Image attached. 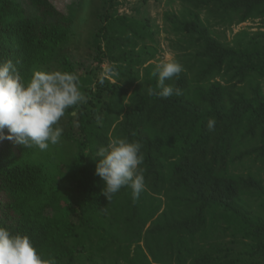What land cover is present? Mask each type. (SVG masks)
Segmentation results:
<instances>
[{
	"label": "trees",
	"instance_id": "16d2710c",
	"mask_svg": "<svg viewBox=\"0 0 264 264\" xmlns=\"http://www.w3.org/2000/svg\"><path fill=\"white\" fill-rule=\"evenodd\" d=\"M82 1L66 14L54 0H0V61L11 59L24 83L49 71L66 58ZM109 1L96 14V62H110L115 83L80 89L85 102L66 122L79 136L68 131L46 151L0 139V226L27 234L54 264H264V182L232 170L247 157L264 163V28L241 30L233 43L211 31L263 22L264 0H180L185 9L164 14L183 66L167 81L182 95L166 99L147 92L157 83L156 66H146L157 56L152 24ZM115 137L142 145L136 201L128 187L109 201L95 173L97 148ZM246 141L252 149L234 155ZM227 236L247 249L216 243Z\"/></svg>",
	"mask_w": 264,
	"mask_h": 264
},
{
	"label": "clouds",
	"instance_id": "9594fccd",
	"mask_svg": "<svg viewBox=\"0 0 264 264\" xmlns=\"http://www.w3.org/2000/svg\"><path fill=\"white\" fill-rule=\"evenodd\" d=\"M183 66L175 60L157 64L155 88L150 96L169 98L182 95L179 87L167 81L178 78ZM102 82V81H101ZM76 74L61 71H35L27 83L11 59L0 61V139H8L27 149L48 150L61 142L63 127L59 125L66 110L85 102ZM216 121L209 119L207 127L214 131ZM7 129V135L4 130ZM142 145L127 137L110 138L96 150L95 173L105 182L103 194L109 201L122 188L132 190V199H139L145 187ZM0 264H54L45 259L24 233H13L0 226Z\"/></svg>",
	"mask_w": 264,
	"mask_h": 264
},
{
	"label": "rangeland",
	"instance_id": "374dc122",
	"mask_svg": "<svg viewBox=\"0 0 264 264\" xmlns=\"http://www.w3.org/2000/svg\"><path fill=\"white\" fill-rule=\"evenodd\" d=\"M71 1L72 0H54V3L60 11H66L65 13L69 14L70 12L68 11H70V9H68V6H71ZM103 1L104 0H85L84 7H81L82 5L79 3H76L75 6L72 7L74 8L72 11L74 13L73 18L76 19V26L72 31L69 44L66 45V53L62 55L66 58L59 59V61H53L50 65L49 71H66L67 68H74L71 73H74L78 76L79 88L81 90H85L87 88H96L98 81L101 82L102 80L115 83V77L109 69L111 65L110 62L105 60L100 65L98 62H96L98 44L96 42L95 36L97 29L100 26L98 21L99 19L98 17L96 18V14L98 15L100 11L105 12L107 10L106 8L111 4L109 0H106L103 6ZM113 3L115 4L113 10L114 12L120 15L137 17L142 20L147 19L152 24V30L157 33V35L154 37V41H147L149 47L157 50V56L154 61L147 64L146 66H149L150 64L157 66L158 63L165 59L177 61L178 55L177 52L172 49L171 41L177 40L178 36L167 33V29H165L167 26L165 24L164 14L168 11L179 13L185 9L186 6L180 0H112V4ZM261 26L264 28V21L262 22L261 20H255L240 26L226 27L224 25H215L212 27L211 31L212 34L216 37H219L221 41L233 43L239 31L246 29L255 33L262 29ZM66 60L70 62L65 64ZM79 64L80 67L78 66ZM141 70L143 72V69ZM137 84L141 83L139 82ZM81 105L82 103L77 106H73L72 108H78ZM68 119L69 112L67 109L65 116L62 117L59 122V125L63 127L62 135H66L69 131L71 134H78L77 136H79V131L77 129L70 130L66 125ZM242 145H240L241 147H239L237 153L234 155L238 156L240 152H243L247 149H252L253 146L249 141L244 142ZM232 170L235 173L246 176L253 175L255 178L264 182V163L256 161L255 157H247L242 161L237 160ZM252 207L257 211L259 208L261 209L262 205L257 203ZM221 239L222 240H217L216 243H221L223 245L226 244L227 246L234 248L239 254L247 249L246 242L241 239L235 244L232 243V238L230 236L222 237ZM241 257L250 260L248 256ZM82 264L93 263L85 258L83 259ZM100 264H104V261H102ZM118 264L124 263L120 262Z\"/></svg>",
	"mask_w": 264,
	"mask_h": 264
},
{
	"label": "bare ground",
	"instance_id": "6f19581e",
	"mask_svg": "<svg viewBox=\"0 0 264 264\" xmlns=\"http://www.w3.org/2000/svg\"><path fill=\"white\" fill-rule=\"evenodd\" d=\"M250 5V4H249ZM216 32V31H215ZM219 38V37H218ZM233 47V46H232ZM239 47V46H238Z\"/></svg>",
	"mask_w": 264,
	"mask_h": 264
}]
</instances>
